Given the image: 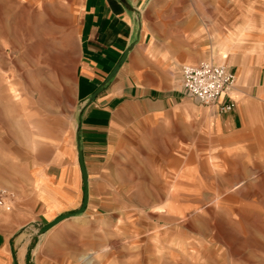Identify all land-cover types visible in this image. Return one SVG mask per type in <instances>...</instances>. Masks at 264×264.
Segmentation results:
<instances>
[{"label": "rangeland", "instance_id": "1", "mask_svg": "<svg viewBox=\"0 0 264 264\" xmlns=\"http://www.w3.org/2000/svg\"><path fill=\"white\" fill-rule=\"evenodd\" d=\"M143 13L176 87L185 64H225L246 110L235 99L229 125L185 93L127 129L83 213L41 233L83 198H56L47 175L51 140L77 120L82 0H0L8 264H264V0H153Z\"/></svg>", "mask_w": 264, "mask_h": 264}, {"label": "crops", "instance_id": "2", "mask_svg": "<svg viewBox=\"0 0 264 264\" xmlns=\"http://www.w3.org/2000/svg\"><path fill=\"white\" fill-rule=\"evenodd\" d=\"M152 2L82 0L80 61L75 91L77 120L72 132L59 140H51L53 153L47 175L50 190L57 193L56 198L67 199L80 193L83 197L78 143L88 172L89 205L91 184L101 177L100 171L109 157L117 155L119 144L128 135L127 129L148 122L151 116H160L186 96L182 85L175 86L176 79L171 77V70L158 57V49L144 21L143 12ZM128 48L127 58L116 75L91 100L92 94L106 82ZM239 76H244V71H239ZM227 96L239 102L243 100L246 110L247 99L230 92L224 95ZM228 114L219 113L220 116L226 115L229 125H235L236 118ZM14 245L0 231V264L9 263ZM20 255L24 260L25 248L21 249Z\"/></svg>", "mask_w": 264, "mask_h": 264}, {"label": "built area", "instance_id": "3", "mask_svg": "<svg viewBox=\"0 0 264 264\" xmlns=\"http://www.w3.org/2000/svg\"><path fill=\"white\" fill-rule=\"evenodd\" d=\"M236 80L235 72L225 64L201 61L181 67V82L185 93L206 106H216L220 114L236 108V102L228 95ZM12 193L0 187V208L11 209Z\"/></svg>", "mask_w": 264, "mask_h": 264}, {"label": "water", "instance_id": "4", "mask_svg": "<svg viewBox=\"0 0 264 264\" xmlns=\"http://www.w3.org/2000/svg\"><path fill=\"white\" fill-rule=\"evenodd\" d=\"M129 51H130L129 48L125 50V52L122 55V57L120 58L119 62L115 65V67L113 68V70L111 71L109 76L107 77L106 82L102 86L98 87L97 90L92 94V96L90 98L91 100H93L100 92H102L105 84L108 83L116 75V73L120 69L121 65L126 60ZM77 150H78V160H79L83 184H84L83 198H82L81 206L76 211L60 214L57 217H55L53 220L48 222L47 224L40 226L39 231L41 233L47 231L48 229H50L51 227H53L54 225H56L57 223L65 220V219L75 217L76 215L83 213L87 208L88 200H89L88 172H87V168L85 165L84 154H83V150L81 148L80 143H78ZM13 261H14V264H18L17 259L15 257H13Z\"/></svg>", "mask_w": 264, "mask_h": 264}]
</instances>
